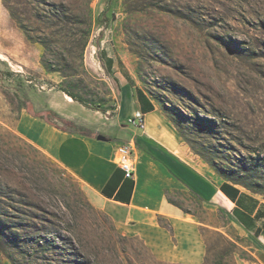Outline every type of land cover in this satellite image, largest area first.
<instances>
[{
  "label": "rangeland",
  "instance_id": "rangeland-1",
  "mask_svg": "<svg viewBox=\"0 0 264 264\" xmlns=\"http://www.w3.org/2000/svg\"><path fill=\"white\" fill-rule=\"evenodd\" d=\"M133 1L92 2L94 16L106 11L108 22L90 33L84 71L63 81L42 68L41 46L26 40L0 0V195L10 214L30 212L38 228L53 233L41 235L59 236V244L72 241L81 263L174 264L157 260L138 237L119 231L73 177L14 132L26 100L43 111L69 88L89 108L75 105L83 116L78 123L95 126L101 136L126 124L95 111L97 99L116 115L118 106L131 111V94L140 89L156 108L157 139L171 137L192 164H204L222 180L206 160L264 190V0ZM56 47L73 49L65 42ZM170 197L214 226L208 229L224 226L221 231L238 236L247 260L237 264L256 260L260 242L231 221L226 201L203 205L191 192Z\"/></svg>",
  "mask_w": 264,
  "mask_h": 264
},
{
  "label": "crops",
  "instance_id": "crops-1",
  "mask_svg": "<svg viewBox=\"0 0 264 264\" xmlns=\"http://www.w3.org/2000/svg\"><path fill=\"white\" fill-rule=\"evenodd\" d=\"M148 100L153 106L149 112L146 111L147 104L137 100L134 89L130 98L131 111L118 106L120 112L111 117L114 124L122 122L126 125L105 132L101 135L104 140L97 139L100 135L95 126L86 128L92 137L62 132L25 110L19 114L13 129L25 142L73 177L95 209L108 215L119 231L138 237L157 260L201 264L204 243L200 228L214 226L194 214L184 213L167 197L171 198L173 192H191L208 206L223 199L230 205L231 215L234 200L245 191L233 186L238 192L232 191L228 197L221 191L224 181L220 177L210 173L204 164H192L184 148L171 137L164 138V141L157 139L160 132L156 124L158 115L153 101ZM30 102L36 110L35 103ZM75 105L76 102L69 103L61 98L60 101H50L43 111H54L64 119L79 124L83 116ZM67 107L74 110L67 112ZM131 118L144 120V129L128 123ZM113 130L118 137L112 133ZM122 143L134 146L131 177H126L117 163L115 150ZM251 196L258 201V205L250 217L258 212L262 214L253 229H259L256 239L261 247L254 250L257 257L251 264H264V200ZM239 211L242 210L239 208ZM233 223L244 230L236 222ZM248 233L253 235V232Z\"/></svg>",
  "mask_w": 264,
  "mask_h": 264
},
{
  "label": "trees",
  "instance_id": "trees-1",
  "mask_svg": "<svg viewBox=\"0 0 264 264\" xmlns=\"http://www.w3.org/2000/svg\"><path fill=\"white\" fill-rule=\"evenodd\" d=\"M94 0H2V5L12 21L23 32L26 40L38 44L42 48L40 64L47 73H58L63 81L78 77L84 71L83 56L88 44L90 33L95 25L108 22L107 12L94 16L91 4ZM128 2H135L128 0ZM135 8L127 12L134 13ZM102 32V30L100 31ZM65 42L73 49L63 50L56 47ZM110 64L111 61L108 60ZM64 95L89 109L83 101L69 88L60 90ZM137 100L147 104V112L153 110L148 96L140 89L136 90ZM148 97V98H147ZM150 99V98H149ZM29 115L37 118L55 129L71 134L92 137V133L74 121L64 119L51 110L36 111L26 100L22 104ZM143 109V107H142ZM95 111L102 115L112 116L114 108L106 105L105 99H97ZM185 139V137H184ZM193 149V148H192ZM206 163L222 178L221 191L230 196V192H238L233 186H243L242 192L231 211V221L236 222L245 231L253 232L256 238L259 229L255 231V221L262 217L257 213L253 218L250 215L258 205V201L251 195L264 196L263 189L245 185L218 169L212 159ZM122 172V170H120ZM123 173V172H122ZM124 174V173H123ZM0 195V264H90L88 261L79 262L76 258L83 256L80 248L70 240L57 243L54 238H48L40 233L52 235L46 226H36L32 221L35 216L30 212L17 210L13 216L6 209V203ZM168 201L179 207L184 213L191 214L182 205L175 203L171 198ZM239 208L242 211H239ZM216 227L215 230L200 228V235L204 243V256L201 264H237V259L247 260L243 241L236 235L224 233ZM71 247V248H70ZM4 261V262H3Z\"/></svg>",
  "mask_w": 264,
  "mask_h": 264
},
{
  "label": "built area",
  "instance_id": "built-area-1",
  "mask_svg": "<svg viewBox=\"0 0 264 264\" xmlns=\"http://www.w3.org/2000/svg\"><path fill=\"white\" fill-rule=\"evenodd\" d=\"M128 123L136 125L141 129H144V120L138 118H131ZM134 146L132 144H121L116 147L115 154L117 157V163L126 177H131L134 171V158H133Z\"/></svg>",
  "mask_w": 264,
  "mask_h": 264
},
{
  "label": "bare ground",
  "instance_id": "bare-ground-1",
  "mask_svg": "<svg viewBox=\"0 0 264 264\" xmlns=\"http://www.w3.org/2000/svg\"><path fill=\"white\" fill-rule=\"evenodd\" d=\"M64 98L70 103L72 100L69 98V96L64 95Z\"/></svg>",
  "mask_w": 264,
  "mask_h": 264
},
{
  "label": "water",
  "instance_id": "water-1",
  "mask_svg": "<svg viewBox=\"0 0 264 264\" xmlns=\"http://www.w3.org/2000/svg\"><path fill=\"white\" fill-rule=\"evenodd\" d=\"M97 139L98 140H104L105 138L103 136H98Z\"/></svg>",
  "mask_w": 264,
  "mask_h": 264
}]
</instances>
